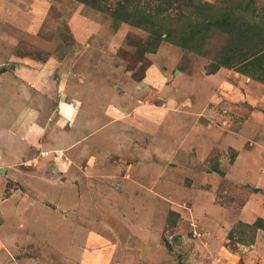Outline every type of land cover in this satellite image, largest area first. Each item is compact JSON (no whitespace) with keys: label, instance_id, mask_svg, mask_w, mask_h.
<instances>
[{"label":"rangeland","instance_id":"rangeland-1","mask_svg":"<svg viewBox=\"0 0 264 264\" xmlns=\"http://www.w3.org/2000/svg\"><path fill=\"white\" fill-rule=\"evenodd\" d=\"M21 65L51 71L41 75L47 84L65 69L77 83L107 88L117 113L92 134L118 129L106 141L113 146L96 148L88 172L72 178L84 200L48 205L53 229H27L18 259L209 264L214 255L223 264H264V256L235 255L257 239L263 246L264 229L233 217L253 195L264 206V0H0V73ZM153 70L175 90L178 75L192 85L210 81L212 112L153 97L142 83ZM167 114L187 117L182 125L193 135L171 129ZM203 132L217 133L210 153L194 143Z\"/></svg>","mask_w":264,"mask_h":264},{"label":"crops","instance_id":"crops-1","mask_svg":"<svg viewBox=\"0 0 264 264\" xmlns=\"http://www.w3.org/2000/svg\"><path fill=\"white\" fill-rule=\"evenodd\" d=\"M22 66L25 65L16 67L13 73H0V264H29L24 258L18 259L20 254L15 255V249L24 244L25 237L30 232L27 229L43 231L49 228L45 225L48 223L53 229L55 212L48 205L76 202L75 196L81 201L84 200L77 191V181L72 178L81 176L77 174L78 171L88 172V166L91 164L89 159H93L92 153L96 148L113 146L106 141L115 137L118 129L115 127L101 130L95 137L92 134L95 123L107 121L117 113L113 105L115 99L112 105L108 104L112 100L108 99L110 95L112 98V94L107 88L100 86L94 89L86 80L77 83L76 78L68 75L66 77L65 69L58 72L59 83L47 84L41 75L46 72L50 74L51 71L34 67L30 70V67L25 69ZM150 69L152 70L151 67ZM153 71L155 73H151L148 79L145 77L142 80V83L147 81L152 87L148 90L153 97L162 95L169 102V107H172L174 102L178 103V100L181 102L187 99L184 104L186 111H203V115L212 112L208 108V99L212 92L210 81H195L192 85L188 79L178 75L176 80L181 84L179 89L175 90L173 88L177 86L164 84L166 75ZM192 92L194 97L190 102L188 96ZM165 117V123L174 125L171 129L182 127L183 122L188 119L176 114L172 116L173 119L168 114ZM189 121H192L191 118ZM186 123H189L188 120ZM112 125L114 123H111L110 127ZM182 128L186 131L181 130ZM182 128L181 133L179 132L181 138L185 132L186 138L193 135L184 126ZM196 137L194 143L201 144L202 148L210 153V143H216L217 133L203 132ZM196 155H199L197 151ZM53 170H56L54 176L50 173ZM44 172H47L49 177ZM64 177L67 178L61 182ZM67 184L71 185L61 189ZM129 188L133 189L132 186ZM135 190L138 189L135 187L130 195H134ZM260 204L262 203L256 201L255 195L248 198L235 210V214L233 213L234 222L252 225L257 219H264V206ZM212 213L214 218L219 215L216 210ZM258 233L260 237V233L262 235L264 231ZM255 242L250 245L254 251H249L250 247L242 246L244 251H236L235 255L247 260L263 257V243L259 239ZM212 256L209 257V264H223L222 258ZM205 262L206 260H203L202 263L206 264ZM106 263L107 260L103 264ZM254 263L257 262L252 264Z\"/></svg>","mask_w":264,"mask_h":264},{"label":"trees","instance_id":"trees-1","mask_svg":"<svg viewBox=\"0 0 264 264\" xmlns=\"http://www.w3.org/2000/svg\"><path fill=\"white\" fill-rule=\"evenodd\" d=\"M262 223H264L262 220L257 219L252 225L245 224V227L255 228V229H264V225H262Z\"/></svg>","mask_w":264,"mask_h":264},{"label":"bare ground","instance_id":"bare-ground-1","mask_svg":"<svg viewBox=\"0 0 264 264\" xmlns=\"http://www.w3.org/2000/svg\"><path fill=\"white\" fill-rule=\"evenodd\" d=\"M177 129V128H176ZM175 129V131L173 133H175L177 130ZM178 133L174 134V135H177Z\"/></svg>","mask_w":264,"mask_h":264}]
</instances>
